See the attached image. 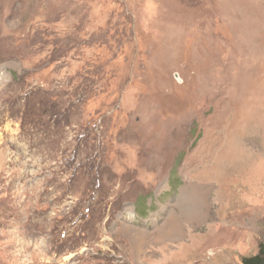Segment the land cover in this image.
Wrapping results in <instances>:
<instances>
[{
	"label": "rangeland",
	"instance_id": "1",
	"mask_svg": "<svg viewBox=\"0 0 264 264\" xmlns=\"http://www.w3.org/2000/svg\"><path fill=\"white\" fill-rule=\"evenodd\" d=\"M261 242L264 0H0V264Z\"/></svg>",
	"mask_w": 264,
	"mask_h": 264
},
{
	"label": "trees",
	"instance_id": "2",
	"mask_svg": "<svg viewBox=\"0 0 264 264\" xmlns=\"http://www.w3.org/2000/svg\"><path fill=\"white\" fill-rule=\"evenodd\" d=\"M242 264H264V242L259 244L258 253L254 256L244 257Z\"/></svg>",
	"mask_w": 264,
	"mask_h": 264
}]
</instances>
